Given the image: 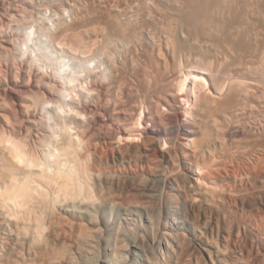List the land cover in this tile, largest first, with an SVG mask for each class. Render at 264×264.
Instances as JSON below:
<instances>
[{
	"label": "bare ground",
	"instance_id": "6f19581e",
	"mask_svg": "<svg viewBox=\"0 0 264 264\" xmlns=\"http://www.w3.org/2000/svg\"><path fill=\"white\" fill-rule=\"evenodd\" d=\"M37 1L0 0V93L4 92L2 95L12 101L16 100L17 92L29 94L22 104L26 113L23 112V117L27 115L29 123L26 129L32 132L37 127L42 118L40 113L46 115L45 118L48 116L47 121H51V117V123L47 122L51 128L47 130L51 133L52 129L54 133L49 134L52 138L49 137L48 147L43 141L44 150L48 149L46 156L42 154L43 159L34 147L28 146L24 137H19L23 131L20 123L19 136L17 128L11 125L17 135L15 138L13 133V136L7 133L5 125L0 129V264H57L61 255L72 247H79L81 240L90 238V229L75 217L93 218L94 194L90 180L99 171L90 169L91 151L87 152L83 142L87 139L85 132L94 123L92 119L104 122L101 119L104 115L93 112L97 114L95 118L91 122L84 121L89 110V114L94 110L87 102L82 105L85 100L82 98L88 99L92 94L91 99H101V92H108L104 91L106 87L113 90L111 94L121 93L127 81V78L124 81L125 66L122 65H129L130 70L140 61L152 63L155 76L168 84L171 67L178 70L181 65L173 52V47L178 45L173 42L174 37L187 31L188 25L192 33L203 40L195 47L205 48L207 52L203 51L216 60V65L212 69L209 67L212 64L205 65L209 56L202 55L203 59L207 57L205 61L199 58L203 66L202 62L194 65L192 59L185 74L182 73L184 76L180 75L182 80L175 76L173 82L178 80L183 84L178 97L180 104L181 100L185 102L184 112L175 108L177 93L163 100L149 94L145 88L147 105L141 112L139 124L134 120L120 130L112 128L104 132L112 142L115 159L133 169L147 165L155 177L149 186L130 185L126 196L112 200L117 206L112 220L109 217L116 228L113 248L122 257L129 258V249L133 247L145 255L150 264H264V210H254L258 203L264 202V188L254 194L233 189L228 179L243 182L249 173L235 171V153L221 152L229 139L246 135L250 127L253 130L260 127L258 129L264 132V122L253 127L248 125L250 120L246 121L256 109L259 111L264 100V74L259 72L258 66H261H257L260 58L259 61L254 59L261 36L257 23L264 20L263 1L150 0L151 4L148 0H40L39 5L44 2L40 8ZM141 2L152 5V10L149 8L140 14L151 10L152 17L145 19L149 27L159 30L160 33L154 31L155 34H162L161 44L155 39L149 46L147 41L154 35V29L142 30L145 26L139 22L143 21V14L141 20L134 18ZM180 27L184 31H180ZM222 32L226 38L221 41L218 37ZM120 47L128 49V52L125 50L128 54L121 55L127 56L124 63L117 54L113 57ZM165 52L174 54L170 62ZM233 54L238 56L233 58V70H230L225 60ZM105 78H109V84ZM58 80L64 85L59 84V89ZM165 86L167 89L170 85ZM80 90L82 92L74 94ZM84 93L90 96L82 97ZM117 100H112L113 105L109 102L111 106L107 110L125 121L129 107ZM163 108L166 113L173 110L174 115L163 114ZM2 121L6 124L7 118ZM176 135L187 138L184 148H177L175 142H165L166 136ZM147 138L157 139V154L162 164H153L154 156ZM158 178L170 185L169 190L160 195L150 189ZM261 179L264 182V174ZM139 217L156 233L157 245L139 239L142 234L138 232H129Z\"/></svg>",
	"mask_w": 264,
	"mask_h": 264
},
{
	"label": "rangeland",
	"instance_id": "374dc122",
	"mask_svg": "<svg viewBox=\"0 0 264 264\" xmlns=\"http://www.w3.org/2000/svg\"><path fill=\"white\" fill-rule=\"evenodd\" d=\"M39 1H37V3H36L37 6L40 3ZM43 1L45 2V0H43ZM148 1L151 3V1H153V0H151V1L148 0ZM261 1H263L262 4L264 5V0H261ZM44 2H42V5H44L43 4ZM150 3H148V5L147 4L145 5V3H142L141 5L138 4L137 6H139V7L136 8V10L139 9V10H137L139 13L136 16H134L135 20L136 19H140L142 17L143 19L142 18L141 19L143 21H141V22L143 24H146L147 25V26L146 25H143V24H141V22H139V25H142L143 27L145 26L144 29L142 28V30H145L146 27L147 28H151L152 27L151 30L155 28L153 26H150L149 27V25L147 24L149 22L146 21L147 19L150 20V18L152 17V15L149 13V11L151 12V10H152L151 9V7H152L151 4L152 3L151 4ZM40 5H39V8H40ZM142 6L144 8H142ZM148 6H150V7H148ZM39 8H37L35 11H37ZM149 8L151 10H149L147 13H148V16L150 15V17L144 16V14H147V13H144V12L147 11ZM143 10H144V12H142V14H143L142 15V14H140L141 13L140 11H143ZM48 14H49V12H48ZM145 17H147V19H145ZM144 21L146 23H144ZM181 24L182 25H185L184 23H181ZM187 25H188V23H186L185 26H187ZM257 25H258V29L260 31L259 34L261 36L259 35L260 36L259 37V41L260 42L258 44V51L255 54L257 58L254 57V59H257L258 60V58H260L259 60L261 62L258 60L260 63L258 62L257 66L258 65L261 66V68L258 66L259 72H261L262 74H264L263 73L264 71H262V70H264V62L262 61V59L264 60V20L263 21L262 20L259 21L257 23ZM185 26H182V27L186 28ZM260 26H262V27H260ZM182 27H180V28H182ZM259 27L262 30H260ZM180 28H179V30H180ZM188 28H190L189 25L187 27V31L186 30L184 31L183 28L180 31H184L185 32V33L182 32L184 34L183 35L184 37L185 36H187V37L188 36H191V38L189 37V39H190V41L192 43L189 42V39L187 37L186 38H183L182 37V33H179V35L175 36L174 37L175 39L173 38L175 40L173 42H175L176 44H178L180 46L179 47V51H177L178 49H176V47L178 45L176 47L174 46L173 48L176 49V50L173 49V52L175 53V55L176 54L177 55H180L178 58H177V55L175 57L178 60L179 65H180V63H181V65L178 66L180 68V69L178 68L179 71L177 70V68H176V70H173V67H171L172 69L170 68L171 70L169 69L170 70V72H169L170 73L169 74L170 77L169 78L172 81L169 80L168 81V84H167V81L161 80L160 78L157 77V75L155 76V74H157V73H154L156 70L154 71V68L155 67L152 66L153 65L152 63L147 62L148 64L150 63L149 64L150 66H149L147 63L144 62L146 64V67H145V64L143 62L141 63V61H140L139 64L136 65L137 67L132 68L130 70H129V67H130L129 65H128L129 67L128 66L126 67V65H122L123 67L125 66L126 69H127L126 70L125 67H124L123 68V71H122V72H124V74L126 76V77H124L123 76L124 74L122 75V77H124V81L127 80L126 81V84L124 82V90H123V91H125L124 94H122V92H123L122 90H121V93L120 92H118V93L115 92L114 94H111V93H113V90L110 87H108V88L106 87V89L104 90V91L108 90V92L106 91V93H109V94H106L103 91L101 92L103 99L102 98L101 99L100 98L99 99H96L98 97H96V98L94 97L95 98V100H94V99H91L92 98V94H90L91 97H89L90 95H87L88 93H84L85 95L82 94V97H86V95H87L90 98V99L89 98L86 99L87 97L86 98H82L83 100L85 99L83 102L81 101L82 102V105L86 104L85 102H87L88 103L87 105H89L92 108V110H94V111H91L92 113H90L92 116L89 114V112H90V110H89V112L86 114L87 116L83 119L84 121H86V120L89 119L90 121L89 120L88 121L91 122V119L92 118H95L94 116H96L97 114H100L102 116L104 115L103 116L104 118L101 117L102 121L104 120V122H100V121L96 120L97 118L96 119H92L94 121V123L91 125L92 128H89V130H92V131L87 130L88 133L85 132L86 134H84V135L87 137V139L83 142L84 143V147L86 146V149H88L87 152L91 151L90 152V157H89L90 158V161H88L89 162V165L91 167L89 165L88 166L90 167L91 170L93 169V170L99 171L98 172L99 174L97 173L90 180V181H92V182H90V184L92 183L91 184L92 185L91 187L93 189L92 190L93 191L92 193L94 194L93 195V199H92V202L93 203L91 202V204L93 206L92 209L94 208L93 209L94 216H93V218L91 217L90 219L75 217V220L76 221L77 220L81 221L82 223H84V227H87V228L90 229L89 231L91 233L88 234V236H90V235L91 236H90V238H86V239L81 240L79 247L78 246L72 247L69 251H67L68 253L66 252L63 255H61L62 259H60L57 264H150V263L147 262L146 256L143 255L140 251L136 250L133 247H130V249H129V256H130L129 258L122 257V255L120 254V252L118 250H116V249L114 250L112 242H113V236H115L116 228H115V226H113L114 225L113 221L111 222L109 219L111 218V220H112V218L116 214V210H117V206H115L114 204L111 203L112 200L115 201V199H118V198H121V197L126 196L127 189L129 188L130 185H131V187L134 186L135 184L136 185L137 184L138 185H141L142 187L149 186V184L152 183V181L154 180L155 177H154L152 171L147 167V165H144L143 167L140 166L138 168L133 169L132 167L130 168L127 164L121 162L120 160L115 159L114 156H115L116 153L112 149V142L106 137V134L105 133L108 132V131H111L112 128H113V130H120V129L124 128V127H127L126 125H129V124L133 123L134 120H135V123H137V125L139 124V118L141 117V112H142V110H144L146 108L145 106L147 105L146 102H144V101H146V96H145L146 93L144 92L145 91V88H146V90L147 89L149 90V94H151V95L154 94L153 96H155L157 98L159 96V98H161L163 100L165 98H170L172 94L175 95L177 93L176 94V97L178 99H177V104L175 103V108L178 111L184 112V110H185L184 107H186V106H184L183 104L185 102L181 100V104H180V102H179L180 99L178 97L182 93L183 84L181 85L180 81L178 82V80H177V83L178 84L176 82L174 83L173 81H176L174 78H176L175 76H177V77L179 76V78L181 77L180 75L184 76L183 74H185V72L187 70L186 68H188V65H190V63L193 62V60H194V63H195V64L194 63L193 64L198 66V64H201L200 62L205 61L204 59L209 56V54L208 55L206 54L207 50L205 48H201V50H202L201 51V50H199L200 48L198 49L197 47H195L197 45V43L199 44V41H201L202 38L199 40L198 38H200V37L193 31V33L196 34V35H194L192 33V31H191V28L190 29H188ZM188 30H190V31H188ZM146 31H150V29H146ZM154 31H156V33H160V32H157V31H159L158 29L157 30L154 29L152 32H154ZM188 32L189 33H192V34H189ZM152 34H154L156 36L153 35V36H151L152 38L148 39L147 42H148V45L149 46H151L150 44H152V42H155L156 40H157V43L159 41H162L163 40L162 34L161 35L155 34V32L152 33ZM157 35L158 36H161V37L158 38ZM193 36L195 38H197L196 36H198V38H197L198 40L196 39L197 41H195L196 43L194 42V39L195 38ZM153 37H155L154 40H153ZM218 38H220L219 40L225 39L226 38L225 33L224 32L220 33ZM160 39H162V40H160ZM146 43H144V44L146 46H148ZM188 43H189V45H188ZM181 45H185L186 47L183 46V48H182ZM123 49L124 50H122V48H121L120 50H118L119 52L118 51H116V53L114 52V54H113L114 56L113 57H115V55L117 54V57L119 59H122L121 61H123V63H124V60L127 58V56H126V58L124 56H125V54H128L127 53L128 52V49H126L124 47H123ZM184 49H186V50H184ZM204 49L206 50V52L203 51ZM123 51H125V52H123ZM120 52L122 54H120ZM165 54L167 55V52H165ZM121 55H124V56H121ZM172 55H174V54L172 53ZM172 55H170V54L167 55V59H169V62L173 58ZM202 55L203 56H207V57H204V59H203ZM233 55H235V56H233ZM233 55H231L232 57H229V58L227 57V60H225L226 64L230 66V70H233V68L231 67V65L233 64V60H234L233 58H236V56H238V54L237 55L236 54H233ZM25 57L26 56H24L23 58H25ZM201 57H202V59H200V60H202V61L199 60V58H201ZM207 60H208V62L205 61L207 63L205 65H208L209 66V63H210V65L212 64V67L209 66L212 69L214 67V65H216V60H214V58H212L211 56H209V58ZM16 61L18 62L17 64L20 63V61H18V60H16ZM126 61H127V59H126ZM126 61H125V64H127ZM195 61L196 62L199 61V62L196 64ZM120 63L123 64L122 62H120ZM140 63H141V65H140ZM142 64H144V65H142ZM185 64H187V65H185ZM203 64H204V62H202L201 65L203 66ZM201 65H199V66H201ZM150 67H151V69H150ZM258 68H257V70H258ZM139 69H142V71H143V69H145V70L142 72ZM147 69H149V70H147ZM140 71H141V73H140ZM150 71H151L150 74L152 76L154 74L153 77H151V75L148 74ZM129 72H130V74H127ZM137 72L139 74L138 76H136ZM144 72L145 73L148 72V73L146 75H144ZM140 74H142L143 76L140 75ZM132 76H134V77H132ZM146 76H147V78H146ZM0 77H1V75H0ZM143 77L146 78V79H144ZM142 78H143V80H142ZM156 78H158V80ZM181 78H183V77H181ZM105 79H106V82H107L109 78L108 79L105 78ZM105 79H104V82H105ZM128 79L130 80V83H128L129 82ZM140 81H141L142 84L140 83ZM153 81H154V83H153ZM162 81H163V83H162ZM155 82H157L158 84L155 83ZM164 82H166V83H164ZM107 83L109 84V82H107ZM107 83H105V84H107ZM143 83L144 84L149 83V84H146L148 87L146 85H144ZM172 83H174V84H172ZM59 84H62V86H64L63 83H61L60 80H58V83L56 82V86L58 87V89H59ZM108 84L106 86H108ZM153 84H155V85H153ZM156 84L158 85L159 88L156 87L157 86ZM165 84L167 86L170 85L169 86L170 90H169V88L166 89ZM175 84H176V86L178 88L175 86ZM128 85L130 87H128ZM162 85H164V86H162ZM62 86L60 85V87H62ZM150 86H151V88L153 86V88L151 89ZM161 86H162V89L163 90L161 89ZM126 87H128V88H126ZM173 87H175V89ZM77 89L79 90V88H77ZM125 89H127V90H125ZM128 89H129V91H128ZM138 89L141 90V91H139ZM164 89H165L166 92L164 91ZM172 89L175 90V91H172ZM183 90H185V89H183ZM135 91H137V92H135ZM158 91H159V93H158ZM161 91H163L166 94L168 93V91H170L169 92L170 95L167 94V96H166ZM56 92H55L56 93L55 95L58 96L59 95L58 90H56ZM77 92H82V91L81 90L80 91H74V94H77ZM17 93H16V96H17L16 97V100H14V101L10 100L11 98H8L6 95L5 96L2 95V94H4V92L3 93H0V129L5 125L4 128H5V130H7V133H8V131L11 134L13 133L14 136H13V134H12V136L14 138L17 137V135L15 136V133L13 132V130L15 129V127L18 130V131H16V134L18 132V136H19V132H20L19 130L23 129L24 132L22 131L20 133L22 135L19 136V137L20 138L21 137L22 138L24 137L25 138V141L28 144V146L31 147V148L34 147L33 149H35L37 151V154H39V155L41 154L40 157L43 158L44 156H42V154L44 153L43 155L46 156V153H47L46 152V149L47 148L44 150V147H45V145H46V147H48L47 146L49 144L48 142L51 140V138L53 136L51 134V133H53V130L51 129V133H49L50 130H47L48 129L47 127L50 126L49 129L51 128V125L48 124V123L49 122L51 123L52 119L50 117L49 120H51V121H47L46 119H48V116H47V118H45L46 115L44 116V114H40L39 113L40 117H42L40 119V122L37 124V127H35V129L33 130L34 133H33V131L32 132H29L28 131V129H29V123H28V119H26L27 118V115H25L23 117V115H24L23 112L25 113V110L22 107V104H24V102H26L28 100L29 94H26L23 91L24 94L22 92H20V94L22 93V95L20 96L19 92H17ZM97 93H100V92L97 91ZM116 93L119 94V96L122 94L124 97L121 95L122 97L120 98L118 95H116ZM160 93H161V95H160ZM105 95H106V97H105ZM116 96H118L119 98L116 97ZM162 96H163V98H162ZM17 98L19 100H17ZM106 98H108V100ZM124 98H125V100H123ZM88 100H90V101H88ZM91 100H92V102H91ZM112 100H117V101L122 100V101H119V102H121V103L124 102V104H127L128 105V107H129L130 110L133 109L132 111H130L129 109L127 110V114H129V115L126 114L125 121H124V118H123V120L122 119H119V117L116 116V114L110 113L111 111H108L109 109L107 110V108H110V106L115 103V101L113 102ZM95 101H96V103H95ZM102 101H104V102H102ZM109 102H110L111 105L109 104ZM262 102H263L261 104L262 105L261 106L262 108L259 107V109H258L259 111H256L257 110L256 109L255 112H254V114H251V116L253 115L254 117L253 116L251 117L250 115L247 117V119H246L247 123H248V120H250V122H249L248 125L251 124V126L253 125V127H255V124L256 123L258 125L263 124L262 122H264V118H263L264 117V115H263L264 113H262V112L264 111V107H263L264 106L263 105L264 104V100ZM100 103H101V105H100ZM104 103L107 104L108 107ZM132 103H133V105H132ZM94 104L98 108H96L94 106ZM135 104H136V107L138 106L137 108L134 106ZM178 104L180 106L177 107ZM15 105H16V107H15L16 109L14 108ZM99 105H100V107H99ZM133 107L136 108V111H134V108ZM21 109L23 111H21ZM260 110H262V111H260ZM128 111H129V113H128ZM162 111H163L162 112L163 114H168V115H174L173 113H175L173 110H171L168 113H166V110L164 108L162 109ZM93 112L94 113H97V114H94ZM41 113H42V111H41ZM260 113H262V114L260 115ZM130 114H131V116H130ZM255 114H257L258 116H256ZM89 115H90V117L88 118ZM132 115H133V117H132ZM127 116H128V119L129 120L127 119ZM256 117L258 118V120L255 119ZM4 118H7V122L9 120V122L11 124L8 125L9 122L8 123L6 122V124H7V126H6L5 121H2V119H4ZM251 118H252L253 121L251 120ZM259 118L262 119V120H260ZM42 119H44V120H42ZM16 120H17V122H16ZM255 120H257V121H255ZM42 122H44L43 123L44 125L42 124ZM19 123L22 125V128L18 126ZM45 123H46V125H45ZM104 123H106V124H104ZM146 123L148 124L149 122H146ZM11 125L14 127V129H11V128H13ZM26 127L28 129H26ZM8 128H10L11 130L8 129ZM19 128H21V129H19ZM24 128L26 129V131H25ZM109 128H111V129H109ZM258 128H260V127H258ZM258 128H255V130H253L254 128L251 129V127H250L247 131L250 130V132L254 131L255 133H253V132L252 133H250V132L247 133V131H246V133H247L246 135L235 136V137L229 139L227 141V143L223 145L224 147L226 145V147L224 148L223 151H221V149H220V151L222 153H224L225 151H231V152H233V153L236 154V157L233 158V160L236 161L233 164L234 167H235V171H239V172L243 171V172L249 173V174L246 175V177H245V179H244L243 182H241L240 180H235L234 178L228 179V182L232 186L233 189H238V191H241L243 193H248V194H254L255 191H258V189H263L264 188V182L261 179L262 175L264 174V134H263L264 132L261 129H258ZM256 129L258 130V132H257ZM23 133L26 134V136ZM49 134L52 135V136H50ZM31 135H33V136L31 137ZM40 136H41V138H40ZM19 137L17 139H20ZM28 137H31V138L28 139ZM49 137H51V138H49ZM147 139H149V142L147 143V145L150 146L152 156H154L153 157V159H154L153 160V164L154 165H156V164H162L161 156H160V154H157V144H156L157 139L156 138H147ZM186 139H187L186 137L181 136V135L166 136L164 138L165 142H169V143L175 142L177 148H179V149H181L182 147L184 148V145H186L188 143L186 141ZM44 140H45V143L46 144L43 146V144H44L43 141ZM39 142H41V143H39ZM180 144H183V146L180 145ZM100 157L103 158L102 161L104 163L102 161H100V159H102ZM104 159H105V161H104ZM95 164L98 165V166L95 167ZM134 175H137V177L134 176ZM128 178H131L133 180V182L131 183L130 179H128ZM169 187H170V185H169L168 182H166L164 179L158 178V180H155L154 181V184L151 185L150 189H152L151 191L154 192L155 194L160 195L161 192L168 191L169 190ZM128 190H131V189L129 188ZM50 194L52 195L53 192L50 191ZM254 210H264V202L263 203H258L257 207ZM129 232H131V233H137L138 232V234L139 233L142 234V237H140L139 239H144L145 241L146 240L147 241H150L152 245H155V244L157 245V235H156V233L154 232L153 229H151L148 226V223L145 222V220H142L141 217L138 218V222L134 226L131 227V230ZM157 250H160V249L157 248Z\"/></svg>",
	"mask_w": 264,
	"mask_h": 264
}]
</instances>
